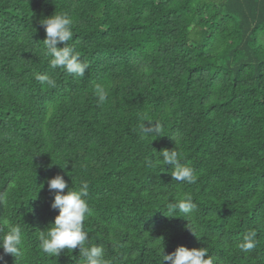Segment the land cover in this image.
<instances>
[{
  "label": "trees",
  "instance_id": "trees-1",
  "mask_svg": "<svg viewBox=\"0 0 264 264\" xmlns=\"http://www.w3.org/2000/svg\"><path fill=\"white\" fill-rule=\"evenodd\" d=\"M56 12L73 20L83 77L45 55L38 20ZM148 121L160 137L142 133ZM174 147L194 184L153 158ZM57 174L88 183L84 230L107 264H160V246L264 264V0H0V229L24 236L0 264H80L78 248L39 247L58 215L47 187ZM184 193L195 211L166 212ZM249 232L255 247L242 251Z\"/></svg>",
  "mask_w": 264,
  "mask_h": 264
},
{
  "label": "clouds",
  "instance_id": "clouds-1",
  "mask_svg": "<svg viewBox=\"0 0 264 264\" xmlns=\"http://www.w3.org/2000/svg\"><path fill=\"white\" fill-rule=\"evenodd\" d=\"M38 23L46 34L43 43L50 66L53 69L61 68L69 75L83 77L87 65L81 61L80 55L74 47L68 46V42L74 37L73 20L66 13L56 12L40 18ZM58 44H63V47H58ZM35 78L41 84L55 86V81L47 74H36ZM94 94L101 103L106 101L108 95L106 88L100 85L96 86ZM153 122L148 121L147 124L142 122V133L145 136L160 137L162 127ZM152 155L157 163L171 166L170 175L174 181L188 184L196 182L197 176L194 169L181 162V154L175 147L171 150L156 151L153 149ZM63 168L61 167V169ZM47 187L53 194L50 207L58 210V215L43 231H39L40 249L49 256L57 257L65 249L72 251L78 248L80 264H107L104 249L101 246L90 244L88 233L84 230V221L91 215L87 200L88 183L81 182L78 189L69 187L64 178L57 174L47 180ZM195 209L196 205L192 196L184 193L178 196L174 202L170 201L166 212L179 211L185 215H191ZM6 224V232L0 229V249L6 255L17 257L20 255L24 243L22 229L18 224L11 222H6ZM255 235V232H249L244 236L240 244L242 251H250L255 247ZM158 255L161 257L160 264H163L164 261H167L168 264H214V259L205 247L189 249L178 246L173 252L164 254L163 248L160 246Z\"/></svg>",
  "mask_w": 264,
  "mask_h": 264
}]
</instances>
